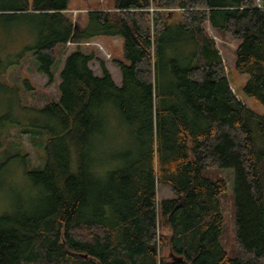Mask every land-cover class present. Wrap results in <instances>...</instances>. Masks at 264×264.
<instances>
[{
	"label": "trees",
	"instance_id": "16d2710c",
	"mask_svg": "<svg viewBox=\"0 0 264 264\" xmlns=\"http://www.w3.org/2000/svg\"><path fill=\"white\" fill-rule=\"evenodd\" d=\"M69 1L0 7V35L24 33V54L49 83L56 47L76 45L58 99L37 109L50 126L33 130L47 134L45 161L26 174L46 207L22 220L0 216V264H264V117L236 97L226 73L230 65L248 75L246 95L264 105V0H115L83 27ZM212 31L235 41L227 61ZM104 36L123 40L121 86L81 48ZM99 135L107 148L130 149L95 171ZM12 155H0V172ZM212 169L234 170V259L220 242L226 184L204 176ZM162 186L174 197L159 202Z\"/></svg>",
	"mask_w": 264,
	"mask_h": 264
},
{
	"label": "rangeland",
	"instance_id": "374dc122",
	"mask_svg": "<svg viewBox=\"0 0 264 264\" xmlns=\"http://www.w3.org/2000/svg\"><path fill=\"white\" fill-rule=\"evenodd\" d=\"M8 3H10V0H0V7ZM68 9L73 20L81 26H86L90 12L113 11L115 0H70ZM170 17L173 19L172 22L179 21L177 13L170 15ZM212 35L222 57L227 61L228 58L224 53L225 48L234 45L235 41L232 38L222 41L214 31H212ZM11 37L5 33L0 35V155L2 156L5 151L13 154L5 169L0 172V216L7 215L22 220L32 215L31 212H40L46 207L40 191L37 192L33 182L26 174V169L43 166L45 161L44 143L47 134L43 132L36 133L33 130L50 126V123L39 114L37 109L42 108L52 100L58 99L59 75L67 53L75 50L76 45L68 43L67 47H56V62L52 68L55 78L52 83H49L48 78L37 71L33 56L24 54V47L29 42L28 37L24 33L23 35L17 34ZM81 45L86 54H94L96 58L111 64L115 81L118 86H121V73L119 69H114V64L115 61L126 62L123 55V40L118 38V41H115L111 37L104 36L97 37L95 40ZM108 56L110 57L108 58ZM89 66L94 74L100 70L97 60L90 62ZM226 73L229 83L233 86L244 105L256 116L264 117V105L247 96L244 91L249 76L238 73L230 65H227ZM26 79L34 87V91L26 90ZM117 112L114 105L110 106L108 113L112 117ZM124 128L128 130L127 126ZM117 148L114 147L112 142L107 148L104 136H97L92 152L95 171L99 168L100 161L101 163L103 160L111 162L113 161V155H118L120 152L129 151L130 149L128 147H123L122 150H120V147ZM102 173L103 171L100 172L101 177L105 178V173ZM204 176L212 181L223 180L226 184V191L221 197L224 230L220 242L229 258L234 259L236 257L235 240L237 236L234 170L212 169L205 171ZM173 197L174 195L169 187L162 186L158 188L157 199L159 202ZM37 198L41 199L42 203H40L38 209H30L32 200ZM159 231L167 233L164 229Z\"/></svg>",
	"mask_w": 264,
	"mask_h": 264
},
{
	"label": "crops",
	"instance_id": "0c3cea01",
	"mask_svg": "<svg viewBox=\"0 0 264 264\" xmlns=\"http://www.w3.org/2000/svg\"><path fill=\"white\" fill-rule=\"evenodd\" d=\"M68 13H71V12H68ZM81 26V25H80ZM81 27H83V26H81ZM115 41H118V38H113ZM94 51H96V50H94ZM94 53H96V52H94ZM68 54V53H67ZM106 66H107V68H108V70L110 71V73H111V75H112V77H113V79H114V81L116 80L115 78H114V75H113V72H112V66H111V64L109 63V62H106ZM114 69H118V67L114 64ZM95 76L96 77H101V72H100V70H99V72H95ZM121 81H122V78H121ZM115 83L117 84V82L115 81ZM118 85V84H117ZM230 86H231V89H232V91L234 92V94L236 95V97L240 100V97L236 94V92H235V90H234V88H233V86L230 84ZM241 101V100H240ZM242 102V101H241ZM243 103V102H242Z\"/></svg>",
	"mask_w": 264,
	"mask_h": 264
},
{
	"label": "built area",
	"instance_id": "2783aa9c",
	"mask_svg": "<svg viewBox=\"0 0 264 264\" xmlns=\"http://www.w3.org/2000/svg\"><path fill=\"white\" fill-rule=\"evenodd\" d=\"M87 43H89V42H87ZM69 44L70 45H75L74 43H71V42H69ZM87 45H90V44H87ZM110 56H108V58H109Z\"/></svg>",
	"mask_w": 264,
	"mask_h": 264
}]
</instances>
